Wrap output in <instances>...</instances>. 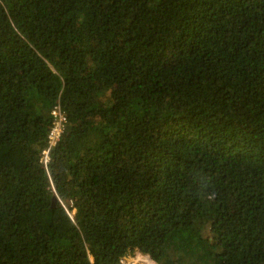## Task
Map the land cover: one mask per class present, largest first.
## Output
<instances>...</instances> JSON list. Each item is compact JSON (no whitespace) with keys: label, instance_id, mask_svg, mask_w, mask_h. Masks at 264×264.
<instances>
[{"label":"trees","instance_id":"16d2710c","mask_svg":"<svg viewBox=\"0 0 264 264\" xmlns=\"http://www.w3.org/2000/svg\"><path fill=\"white\" fill-rule=\"evenodd\" d=\"M138 253L264 264V0H0V264Z\"/></svg>","mask_w":264,"mask_h":264},{"label":"built area","instance_id":"2783aa9c","mask_svg":"<svg viewBox=\"0 0 264 264\" xmlns=\"http://www.w3.org/2000/svg\"><path fill=\"white\" fill-rule=\"evenodd\" d=\"M54 126L49 135V148L44 151L43 161L47 164L50 160V151L61 139L66 129L67 116L60 107H55L52 111Z\"/></svg>","mask_w":264,"mask_h":264},{"label":"rangeland","instance_id":"374dc122","mask_svg":"<svg viewBox=\"0 0 264 264\" xmlns=\"http://www.w3.org/2000/svg\"><path fill=\"white\" fill-rule=\"evenodd\" d=\"M124 264H156L153 259L145 254L138 253Z\"/></svg>","mask_w":264,"mask_h":264}]
</instances>
